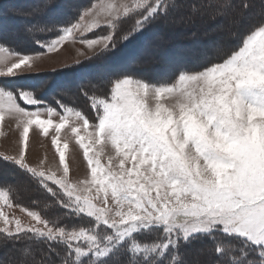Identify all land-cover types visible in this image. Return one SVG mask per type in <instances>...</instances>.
Wrapping results in <instances>:
<instances>
[{
  "label": "snow or ice",
  "instance_id": "6c2138e0",
  "mask_svg": "<svg viewBox=\"0 0 264 264\" xmlns=\"http://www.w3.org/2000/svg\"><path fill=\"white\" fill-rule=\"evenodd\" d=\"M254 7L259 21L221 62L182 72L175 83L123 74L114 79L109 97H90L93 119L74 112L79 126L70 131L83 149L90 178L69 179L68 143H58L67 117L48 107V118H42V101L32 90L0 86V122L12 116L22 128L18 155L4 159L71 216L87 218L86 226H57L28 211L40 226H23L17 219L14 230L0 229L6 234L0 247L26 242L14 255L0 256V264H188L182 249L204 239L211 241L210 264H264V0L258 6L252 0L240 5L232 0H89L68 25H29L28 32L57 34L36 41L43 50L36 55L17 54L13 61L4 56L0 78L29 71L40 56L57 52L78 35L89 49L107 52L116 46L112 32L129 21L125 39L181 9L223 17L231 26L243 22ZM101 25L111 31L84 37ZM7 52L0 46V53ZM60 108L73 112L63 104ZM53 114L60 115L59 122ZM32 126L44 136L54 130L55 170L43 161L34 167L26 163ZM26 189L21 184L17 192ZM0 198L9 203L6 191H0ZM0 218L12 223L2 212Z\"/></svg>",
  "mask_w": 264,
  "mask_h": 264
},
{
  "label": "rangeland",
  "instance_id": "374dc122",
  "mask_svg": "<svg viewBox=\"0 0 264 264\" xmlns=\"http://www.w3.org/2000/svg\"><path fill=\"white\" fill-rule=\"evenodd\" d=\"M99 2L107 4L112 0H99ZM186 2L196 4L201 0H186ZM232 2L236 5L242 3L238 0ZM84 4H86L85 0H0V46L8 49L7 53H0V60L8 56L9 61H13L16 55L20 54L18 50L29 51L32 50L31 47L34 48L33 50L38 48L36 50L39 52L30 55L42 52L36 41H48L57 33L37 29L28 32L26 28L29 25H68L70 21H74ZM256 5L259 4L256 2ZM14 8L16 10H13ZM12 10L19 11V15L16 16L17 13ZM256 10L259 8L254 7L252 11L245 12L243 22L228 26V21L223 17L210 19L208 15L201 17L188 9H181L165 19L154 21L148 28L145 27L134 34L132 38L125 39L126 30L131 23L129 21L112 32L116 46L107 52L101 51L99 47L89 49L87 45L81 43L78 35L74 42L66 41L57 52L40 56L29 71L14 70L17 72L15 77L0 78V86L5 87L6 90H16L21 87L32 90L42 101L38 106L43 114L42 118H48L46 112L48 107L56 109L60 115L67 117L65 129L61 130L58 143L60 147H63L65 140L68 143L65 152L70 169L69 179L76 182L90 178L87 163L83 158V149H80L75 135L70 131V126H79L74 112L81 111L90 120L93 119L94 111L90 107V97H109L114 79L123 78V74H131L135 78L157 84L175 83L182 72L192 73L221 62L228 53L225 52L228 48L224 49V47L230 48L237 43L234 48L236 50L241 44L242 40L238 41L237 38L243 35L241 30L249 28L254 23L255 17L259 16V14L255 15ZM121 19L125 18L121 17ZM110 31L106 26L101 25L98 30H93V33L83 35L85 38H91L93 34L105 35ZM221 31L226 32V36L222 35ZM98 65L101 68H98ZM2 66L0 64V67ZM85 91L87 97L82 94ZM17 102L26 109L35 110V106L25 105L19 100ZM84 102L87 104L82 105ZM60 104L72 108L73 112H64ZM60 115L53 114L52 118L59 122ZM17 123L15 117L8 115L3 122H0V191L7 192L9 201L5 203V200L0 198V212L12 221L6 225L0 218V229L9 227L14 230L17 219L23 226L39 227L40 225L27 215L28 211L38 212L42 218L49 220L50 224L54 222L57 226H86V223L66 217L62 211L64 208L55 201L54 197L42 189L38 190L39 186L19 170L18 166L4 159L5 156L15 157L20 151L22 128H17ZM53 131L50 129L49 136H44L35 126L30 128L29 141L25 148V161L29 166H37L43 161L46 167L50 166L55 170L59 165L56 146L52 144ZM90 131H92L91 126ZM81 135H84L82 129ZM85 142H88L87 139ZM108 151L109 149H105L102 161H106ZM21 184H26L27 189L17 192V187ZM84 220L87 218L81 219ZM5 236L6 234L0 232V243L4 242ZM22 243L26 242L15 245L7 243L6 246L0 247V256L14 255L15 248ZM208 247L204 240L196 245H190L187 249L190 254H186L185 257L188 264H210L211 248Z\"/></svg>",
  "mask_w": 264,
  "mask_h": 264
},
{
  "label": "trees",
  "instance_id": "16d2710c",
  "mask_svg": "<svg viewBox=\"0 0 264 264\" xmlns=\"http://www.w3.org/2000/svg\"><path fill=\"white\" fill-rule=\"evenodd\" d=\"M95 2L96 0H91V2ZM233 1V0H232ZM240 3L241 2H243V0H238ZM85 2L86 3H88L89 2V0H85ZM252 2L256 5V2H257V4H259V1L258 0H252ZM49 7L50 6H48L47 7V9H49ZM254 9V8H253ZM13 10H16L15 8L13 9ZM12 10V11H13ZM248 11H252V9L251 10H248ZM13 12H16L17 14H16V16H18L19 15V11H13ZM254 12V11H253ZM47 14H49L48 12H46ZM46 14V15H47ZM257 14H259V10H256L255 11V15H257ZM21 15H23V14H21ZM20 15V16H21ZM259 19H260V17L259 16H256L255 17V20L253 21L254 23L255 22H258L259 21ZM153 23V22H152ZM151 23V24H152ZM151 24H149L148 26H146L147 28L151 25ZM248 26H250V25H248ZM178 27V26H177ZM191 27H193V26H191ZM250 28V27H249ZM249 28H247V29H242L241 31V33L243 34L242 36L240 35L239 36V38H237V40L238 41H241L242 40V38L248 33V31H249ZM229 30V29H228ZM222 32V33H221ZM220 33L222 34V35H224V36H226V32L224 33L223 31H221ZM133 37V35L130 37V38H132ZM14 43L16 44V41H14ZM18 43V42H17ZM38 46V45H37ZM237 46V43H235L233 46H231L230 48L229 47H224V49H226V48H228V50H226L225 52H228L227 53V56L230 54V52H233V50H234V48ZM32 48V50H29V51H19L18 50V52L20 53V54H35V53H37V52H39V51H37L36 49H38V48H36L35 50H33L34 48L33 47H31ZM224 49H222V52H224L223 50ZM32 51V52H31ZM89 64V63H88ZM97 65V64H96ZM95 65V66H96ZM88 66V65H87ZM86 66V67H87ZM99 67L98 68H101V66L100 65H98ZM103 86V85H102ZM102 86H99V87H102ZM104 87V86H103ZM86 98V97H85ZM82 100V99H81ZM87 104V103H86ZM85 104V102L84 103H82V105H86ZM83 109V108H82ZM31 191V190H30ZM30 191H28V192H30ZM64 213H65V216L66 217H68V218H74L73 220L74 221H79V222H81V223H87V220H84V221H81V219H79V218H76V217H74V216H71L69 213H67V212H65V209L64 210H62ZM62 212V213H63ZM82 219H85V218H82ZM145 239H150V237H148V236H146L145 237ZM204 241H206V243L208 244V246L211 248V241H209L208 239H204ZM199 242V241H198ZM198 242H194L193 244H191V245H196ZM190 246V245H189ZM189 246H187V247H185V248H183L182 249V252L184 253V256L186 257V254L188 255V253L190 254V252L189 251H187V249H188V247ZM208 247V248H209ZM209 253V252H208ZM210 255H211V253H209ZM210 258H211V260H213L214 259V257L211 255L210 256Z\"/></svg>",
  "mask_w": 264,
  "mask_h": 264
}]
</instances>
